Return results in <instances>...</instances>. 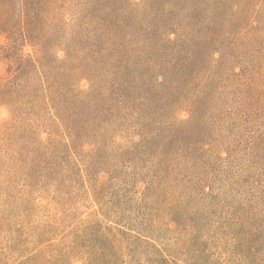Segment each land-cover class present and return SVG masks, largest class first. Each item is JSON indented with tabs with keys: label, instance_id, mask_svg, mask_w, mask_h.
I'll list each match as a JSON object with an SVG mask.
<instances>
[{
	"label": "rangeland",
	"instance_id": "obj_1",
	"mask_svg": "<svg viewBox=\"0 0 264 264\" xmlns=\"http://www.w3.org/2000/svg\"><path fill=\"white\" fill-rule=\"evenodd\" d=\"M0 264H264V0H0Z\"/></svg>",
	"mask_w": 264,
	"mask_h": 264
}]
</instances>
